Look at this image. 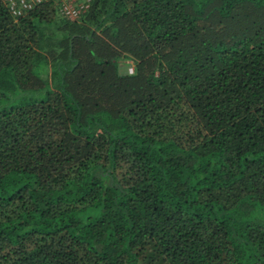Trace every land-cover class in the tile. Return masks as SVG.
I'll list each match as a JSON object with an SVG mask.
<instances>
[{"label":"trees","instance_id":"1","mask_svg":"<svg viewBox=\"0 0 264 264\" xmlns=\"http://www.w3.org/2000/svg\"><path fill=\"white\" fill-rule=\"evenodd\" d=\"M49 68L0 108V264H264V0H0V97Z\"/></svg>","mask_w":264,"mask_h":264},{"label":"rangeland","instance_id":"2","mask_svg":"<svg viewBox=\"0 0 264 264\" xmlns=\"http://www.w3.org/2000/svg\"><path fill=\"white\" fill-rule=\"evenodd\" d=\"M184 2H190L194 5V8L200 10L202 5L206 3L207 0H182ZM115 68L119 74L126 73V66L128 64H133L132 59L129 56L120 57L115 59ZM43 83L40 86H19L13 90H6L5 96L0 97V108H8L10 106H15L29 102L32 100H41L44 98L48 90L54 89L57 82L56 73L53 69H48V73L45 79H42ZM251 216L258 219H264V206H257L250 212Z\"/></svg>","mask_w":264,"mask_h":264},{"label":"built area","instance_id":"3","mask_svg":"<svg viewBox=\"0 0 264 264\" xmlns=\"http://www.w3.org/2000/svg\"><path fill=\"white\" fill-rule=\"evenodd\" d=\"M7 7L12 16H18L35 4L42 2L43 0H5ZM57 11L60 16L73 20L77 19L83 12H85L91 0H54ZM133 71V64L126 66V72L131 73Z\"/></svg>","mask_w":264,"mask_h":264}]
</instances>
